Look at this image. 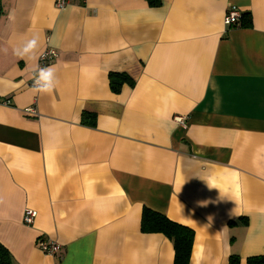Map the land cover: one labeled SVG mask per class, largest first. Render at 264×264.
<instances>
[{
    "label": "crops",
    "instance_id": "crops-1",
    "mask_svg": "<svg viewBox=\"0 0 264 264\" xmlns=\"http://www.w3.org/2000/svg\"><path fill=\"white\" fill-rule=\"evenodd\" d=\"M232 6L249 26H224ZM0 10V243L13 264H173L172 242L140 231L143 208L193 230L189 264L264 255V0ZM34 34L37 58L58 52L51 94L33 91L37 59L13 52ZM109 73L134 83L113 93Z\"/></svg>",
    "mask_w": 264,
    "mask_h": 264
},
{
    "label": "trees",
    "instance_id": "trees-1",
    "mask_svg": "<svg viewBox=\"0 0 264 264\" xmlns=\"http://www.w3.org/2000/svg\"><path fill=\"white\" fill-rule=\"evenodd\" d=\"M160 0H149V4L157 6ZM1 15V10H0ZM251 24L249 13L241 12L239 27H247ZM109 87L113 93H118L124 84L133 85V80L125 73H109ZM94 115L83 112L81 123L93 125ZM140 231L144 233H161L166 236L173 245V264H189L194 232L192 229L176 223L165 215L143 208L140 218ZM237 255L229 257L230 264H239ZM0 264H13L7 249L0 243ZM247 264H264V255L251 256L247 258Z\"/></svg>",
    "mask_w": 264,
    "mask_h": 264
},
{
    "label": "built area",
    "instance_id": "built-area-1",
    "mask_svg": "<svg viewBox=\"0 0 264 264\" xmlns=\"http://www.w3.org/2000/svg\"><path fill=\"white\" fill-rule=\"evenodd\" d=\"M71 0H54V7L58 10L65 8ZM84 1V0H82ZM241 21V11L235 7H229L223 17V24L225 27H236L240 25ZM58 57V52L52 48H46L43 50L38 58V65L41 67L46 66L51 61L55 60ZM33 84V82H32ZM3 103L8 104L9 101L6 100ZM25 112L29 115L36 116L37 109L35 104L25 109ZM176 121L180 124L185 126V121L183 117H176ZM36 217V212L32 209H26L23 215V223L25 225H32ZM39 249L47 255H56L60 252L61 246L54 240L51 239H40L38 244Z\"/></svg>",
    "mask_w": 264,
    "mask_h": 264
},
{
    "label": "clouds",
    "instance_id": "clouds-1",
    "mask_svg": "<svg viewBox=\"0 0 264 264\" xmlns=\"http://www.w3.org/2000/svg\"><path fill=\"white\" fill-rule=\"evenodd\" d=\"M39 39V35L34 34L31 38L15 47L13 49L14 54L20 59H37L36 51L39 47ZM58 83L54 66L41 67L37 64L32 84L34 92L51 94L56 89Z\"/></svg>",
    "mask_w": 264,
    "mask_h": 264
}]
</instances>
